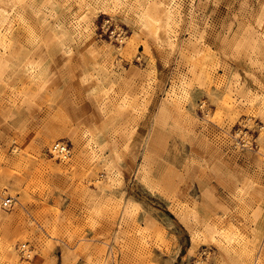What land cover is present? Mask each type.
<instances>
[{
    "label": "rangeland",
    "instance_id": "obj_1",
    "mask_svg": "<svg viewBox=\"0 0 264 264\" xmlns=\"http://www.w3.org/2000/svg\"><path fill=\"white\" fill-rule=\"evenodd\" d=\"M0 13V264H264V0Z\"/></svg>",
    "mask_w": 264,
    "mask_h": 264
},
{
    "label": "built area",
    "instance_id": "obj_2",
    "mask_svg": "<svg viewBox=\"0 0 264 264\" xmlns=\"http://www.w3.org/2000/svg\"><path fill=\"white\" fill-rule=\"evenodd\" d=\"M100 29L104 35H108L110 38L113 37L116 40V42H118V39H120L121 33L119 32V29H117V26L112 23L111 19L104 20L100 25ZM242 126L246 127L245 125H242ZM234 141H235L234 148L242 150V151H245V150L254 151L259 148L257 139L252 138L250 135H248V133H245L242 128L238 130V132L235 134ZM53 149H54L53 151L57 153L56 155L58 156V159L61 161H67L72 158V154H73L72 148L67 142H59L54 146ZM53 153L52 151L49 150L50 155H53ZM2 203L4 206L8 207L9 209L10 208L12 209L16 206L17 200L16 198L12 196H8L4 198ZM28 246H29L28 244H24L23 249H26V247ZM29 251L32 253L33 249L31 248L29 249ZM20 252L25 258L27 259L30 258L29 256L30 254H28L26 251L22 252V249H20ZM206 260H207L206 257L205 259H202L200 257L195 261V264H204Z\"/></svg>",
    "mask_w": 264,
    "mask_h": 264
},
{
    "label": "bare ground",
    "instance_id": "obj_3",
    "mask_svg": "<svg viewBox=\"0 0 264 264\" xmlns=\"http://www.w3.org/2000/svg\"><path fill=\"white\" fill-rule=\"evenodd\" d=\"M5 18H7V16L6 15H4V14H2V13H0V27L1 26H3V22L2 21H6V19ZM117 29H119V32L121 33L120 35V39H118V42H116V40L113 38V37H111L110 38V40L111 41H113L114 43H116V44H118V45H123L124 43H125V41H126V39L128 38V36L127 35H124V34H127V33H124V32H128L126 29H124V28H121V27H119V26H117ZM123 34V35H122ZM249 121V120H248ZM248 123V122H247ZM59 143V142H58ZM57 143H55L53 146H52V148L51 149H49L50 151H52V153L54 152L53 150V148H54V146L56 145ZM248 151H250V150H248ZM57 153H53V155H51L53 158H57L58 159V156L56 155ZM73 155V154H72ZM61 161V160H60ZM21 249H22V252L23 251H26L28 254H30V251H29V249L26 247V249H23V246L21 247ZM27 254V255H28ZM30 256V258H31V255H29Z\"/></svg>",
    "mask_w": 264,
    "mask_h": 264
}]
</instances>
